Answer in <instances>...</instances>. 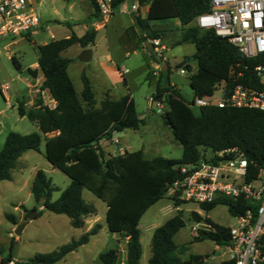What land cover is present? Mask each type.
<instances>
[{
	"label": "trees",
	"instance_id": "trees-1",
	"mask_svg": "<svg viewBox=\"0 0 264 264\" xmlns=\"http://www.w3.org/2000/svg\"><path fill=\"white\" fill-rule=\"evenodd\" d=\"M90 1L94 9L92 15L101 20L97 0ZM123 1L112 0L111 5L116 8ZM208 9L209 0H150L145 17L134 14L135 23L142 30L141 40L163 37V32L151 27V20L178 19L182 30L177 42H191L195 46L194 52L184 56L178 63V66L185 65L188 70H191L190 61L195 63V70L189 72V85L194 96L211 94L216 82L222 79L231 86V65L238 63L240 67L247 66L239 79L246 82L249 76L252 77V66L264 62V54L245 57L227 38L216 34L214 30L189 24L195 15ZM95 36L96 29L89 25L80 36L72 32L69 36L36 45L38 69L43 75L40 88H47L56 104L49 107L43 103L40 95H37L31 106H26L23 99L17 101V113L34 122L39 131L7 133L0 149V181L11 178L15 161L24 151L39 149L43 136L45 158L66 174L70 182L52 200V192L58 187L44 170L37 169L30 186L34 200L41 206L37 215L47 209L65 214L71 226L82 227L85 217L96 212L93 204L83 198L82 190L86 188L105 202L108 230L127 237L124 264H139L142 252L140 218L146 208L167 194L172 182L183 175L181 165L196 164L207 150L236 147L243 151L248 160V179L264 169V112L248 107L191 106L179 89L169 82L170 70L166 63L159 75L165 80L158 79L154 97L161 95L160 101L165 104L164 111L160 112L162 120L182 145L181 157L145 158L141 148L106 155L99 141L125 128L138 129L143 118L139 117L135 101L129 93L116 99L105 94L97 106L89 79L84 73L81 75L80 95L76 92L67 73L71 59L63 57L61 51L74 43L81 46L93 44ZM11 61L17 69L20 68L15 57H11ZM27 71L32 75L36 73V69L27 68ZM251 79L258 85L254 78ZM47 133L53 134L48 136ZM169 198L176 207L181 202ZM217 203H225L232 214L243 212L248 207L241 198L233 200L222 196L212 202L201 203L200 207L209 210ZM191 214L194 219H204L214 228V232L201 231L206 233L205 237L211 238L217 245L228 242V226L214 222L207 216L202 217L194 210ZM5 216L13 224L18 223L13 214L7 213ZM183 225V216L177 212L153 229L148 264H206L204 257L207 255L180 256L184 247L177 245L173 236ZM98 228L99 224L95 223L77 239L51 252L38 253L34 258L59 260L78 245L87 242ZM194 238L201 239L204 236L200 234ZM98 256L104 264H117L119 261L118 248L106 249ZM215 264H234V259L225 258Z\"/></svg>",
	"mask_w": 264,
	"mask_h": 264
},
{
	"label": "rangeland",
	"instance_id": "rangeland-1",
	"mask_svg": "<svg viewBox=\"0 0 264 264\" xmlns=\"http://www.w3.org/2000/svg\"><path fill=\"white\" fill-rule=\"evenodd\" d=\"M71 1L73 0H40V3L34 6L33 10L40 19L51 18V13L49 14L48 11H50V4L54 3L62 18L72 22L73 20L70 18L72 16L71 12H75L73 15L82 16L83 8L79 6L70 10L69 4ZM123 8L124 6H118L106 28H101L98 31L95 37L94 57L105 53L109 49L112 56L118 60V63H123L129 69V73L126 74L128 87L134 97L137 112L143 118V122L138 129L125 128L121 131H116L114 136L120 139L119 145L128 150L142 148L145 158L155 156L180 158L182 145L174 138L170 128L163 123L161 113L157 111L158 106L154 94L156 93L158 79L165 80L164 77L159 76L160 69L163 68L160 62L167 61L170 70L169 82L179 89L186 100L190 101L192 99L194 93L189 85L190 73L180 74L178 63L184 56H190L194 52L195 46L191 42H177L182 30L178 19H153L150 21L151 27L163 32L160 42L164 48L160 53L162 57L159 59V54H156V50H150L145 45V41H150L151 38L148 37L145 40H141L142 30L136 23L132 25V28H135L138 33L137 45L129 38L131 36L130 31H127V33L123 32V28L129 26L130 20H132L131 15L119 12L123 11ZM54 16L59 17L57 15ZM141 16L145 17L144 11ZM192 23L193 21L191 20L189 24ZM52 28L56 38L63 37L69 31L66 23L54 24ZM13 37H19V35ZM19 43L20 51H16L15 54L22 64H27L34 58L33 46L26 39H21ZM11 49H14V46H11ZM79 52L80 46L78 44H74L61 52L63 56L72 58L71 60L75 61V64H72L70 68L71 76L77 89L81 86L77 68L86 64V62H80L77 59ZM190 62L194 66L193 61ZM155 63H159V65L153 70ZM5 64L13 67L11 60L6 58L5 51L0 44V110L4 107L2 94L7 90L11 91L16 84L14 78L12 79L7 74ZM153 71L156 72L155 75H152ZM5 84H8L9 89L2 88ZM95 92L96 98H101V94L97 89H95ZM114 93H117L116 89ZM215 94L218 95L219 92L216 91ZM162 104L164 103L162 102ZM20 117L15 110L9 107L0 111V149L5 136L10 131L23 134L39 131L34 122L26 117ZM110 143L112 141H109L106 145L108 146ZM116 145L113 143L109 147L113 149ZM119 148L112 151L108 150L109 152L103 150L108 155L119 152ZM37 169L44 170L52 183L58 187L57 190L52 192V200L56 199L60 191L70 182L66 174L53 167L45 158L43 136L38 150L28 149L17 158L11 171V178L0 181V251L4 255L31 259L38 253L51 252L60 245L72 239H77L86 231L85 226H71L69 218L65 214L43 209L37 215L39 205L30 192L31 182ZM82 195L85 201L95 207L98 216L96 222L99 224V228L95 234L90 235L87 242L78 245L61 259L56 260L59 264H104L99 259V253L109 248H118V241H120L121 235L107 228L105 202L86 188H83ZM169 197V194H165L149 205L140 218L139 229L142 252L139 264H148V258L151 255L150 243L153 229L177 212H181L184 225L174 234L173 240L177 245L184 247L180 254L182 258H187L190 254L207 255L204 257L206 264H212L219 259L226 258L225 254H223L225 253L224 247L217 245L211 238H194L191 227L194 225L198 226V222L206 221L204 219L199 221L194 219L191 212L193 210L197 211L202 217L207 216L214 222L229 226L232 223V217L227 205L225 203H217L211 209L204 210L200 207V204L194 201H181L176 207L173 200ZM32 209L36 211L32 218H28V215L32 214ZM7 213L13 214L18 219V223L13 224L8 220L5 216ZM23 219H26V223L19 233H15L17 225ZM11 243L13 244L12 248H10ZM120 262L121 259H119L117 264H120Z\"/></svg>",
	"mask_w": 264,
	"mask_h": 264
},
{
	"label": "built area",
	"instance_id": "built-area-1",
	"mask_svg": "<svg viewBox=\"0 0 264 264\" xmlns=\"http://www.w3.org/2000/svg\"><path fill=\"white\" fill-rule=\"evenodd\" d=\"M150 0H124L118 6L123 11L139 15L140 9ZM101 22H105L116 10L112 0H97ZM201 29H212L216 34L227 38L235 45L241 55L251 58L264 54V0H209V9L198 13L192 19ZM40 23L30 0H0V38L22 35ZM151 43L156 54L164 46L159 38ZM157 68V67H156ZM238 63L230 66L229 76L233 82L228 86L222 79L215 84L209 95L194 96L191 106L216 105L218 107H248L264 112V62L252 66L251 76L246 82L239 79L243 69ZM191 72L185 65L179 73ZM156 72L153 71V74ZM254 78L258 85H255ZM2 88L7 89L5 84ZM219 94L216 95L215 92ZM157 111H164V104L157 101ZM106 139V138H104ZM101 145V140L99 141ZM122 153V152H121ZM183 175L172 182L167 194L181 201L209 203L222 196L233 200H244L248 207L243 212L230 213L232 223L228 226L229 240L220 244L224 247L226 258H233L234 264H264V169L247 178L248 160L242 150L232 147L209 150L196 164L180 166ZM192 226L194 237L212 231L206 222ZM0 264H59L57 261L21 259L4 255L0 251Z\"/></svg>",
	"mask_w": 264,
	"mask_h": 264
},
{
	"label": "crops",
	"instance_id": "crops-1",
	"mask_svg": "<svg viewBox=\"0 0 264 264\" xmlns=\"http://www.w3.org/2000/svg\"><path fill=\"white\" fill-rule=\"evenodd\" d=\"M30 1L32 3L33 7L36 6L38 3H40V0H30ZM50 5H51L49 8L50 11H48V12H49V14L51 13L50 14L51 18L50 17L44 18V19L39 18L40 23L36 28L20 35L19 37L6 36V37H1V39H0V44H1V47L5 51L6 58L11 60V57H15L16 60L18 61L19 65H20V68L17 69L13 65V63H12L13 67H10L8 64L7 65L5 64V70H6L7 74L10 75L12 79L14 78V81L16 82V84H15V87L11 91L7 90L5 93L2 94L4 97V101H3L4 107L0 111L9 107V108L15 110L17 113L16 104H17L18 100L23 99L25 101L26 106H31V105H33L37 95L41 96L44 104L48 105L49 107L55 106L56 102L53 99L52 95L50 94L49 90L47 88H44V89L40 88V84L42 82L43 75H42L41 71L38 69V62H37L38 49L36 47L37 44H43V43L48 42L51 39H56V37L54 36V34L52 32V29H53L52 27L54 26V24L66 23V25H68L69 31L63 37L69 36L72 32H74L80 36L86 31V29L88 28L89 25L94 26V28L96 29V35H97L98 31L101 28H106L107 24L111 21V18L113 17V15H111L105 22H101V20L95 19L94 16L92 15L94 9H93V6H92L90 0H87V1L86 0H73L69 4L70 10H72L73 7L77 8V7L81 6L83 8V15L82 16H76V14L73 15V13H75V12L70 11L72 13V16H70V18L73 21L69 22L68 20H66V18H62L60 11L57 9V7L54 3H51ZM117 8H118V6L116 7V9ZM143 11H144V16H145L146 12H147V5L143 6L140 9V13H139L140 16H141ZM114 12H116V10ZM119 12L129 14L132 16V20H130L129 26L123 28L124 29L123 32L127 33V31H130L131 36H129V38H131L134 41V44L137 45L138 33H137L135 28H132V25L135 24L134 14L128 13L126 11H119ZM54 15H57L59 17H56ZM104 36L106 37L105 34H104ZM28 38H30L31 40H28ZM21 39L28 40L33 46L34 58L32 60H30L27 64H22L15 54L16 51H20L19 41ZM74 44H78L80 46L79 54L81 53L82 49H84V48H90L91 49V58L88 61H80L77 58L80 62H86L85 65L79 66L77 68L78 77L81 81V86L79 89H77L75 87L72 76H71L70 66L72 64H75L74 63L75 61L70 60V62L67 65V73L70 76L72 83H73L75 90L78 93V95H80L81 88H82L81 75H82V73H84L89 79V82H90L91 88L93 90L94 98H95L97 106L99 105L100 101L103 99L105 94H107L111 99H116V98H118L124 94H127V93H129L132 96V94L129 90V87H128V78L126 76V74L129 73V69L127 67H125L123 63L119 64L118 60H116L112 56L109 49H107L105 53L98 54V55H96V57H94L95 46H96L95 39H94L93 44H89L86 46H81L79 43H74ZM74 44H72V45H74ZM11 46H14L15 50L11 49ZM133 52H135V50H133ZM79 54H78V56H79ZM126 54H127V52H126ZM63 57H65V56H63ZM67 58H69V57H67ZM70 59H72V58H70ZM159 59H160V57H159ZM166 63H167V61H162V62H160V65L162 67L163 66L166 67ZM157 65H159V63H155V65L153 66L154 67L153 70L156 68ZM27 68L36 69L35 75L30 74L27 71ZM194 70H195V63H194V66L191 65L190 71H194ZM152 75H155V74L152 73ZM8 89H9V87H8ZM95 89H97L100 92L101 98H99V99L96 98ZM115 89L117 90L116 94L114 93ZM132 98L134 99L133 96H132ZM164 106H165V104H164ZM21 117H26V116H21ZM114 133L115 132H113L110 139H104V138L101 139L102 148L106 151H108V150L112 151V150H115L116 148L120 147L119 152H117V153H121L124 150H128L125 147H123L122 145H119L120 139L118 137H115ZM52 134L53 133H47L48 136H50ZM109 141H112V143H110V144L114 143L115 145L116 144L117 145L113 149H110V147H109L110 144L108 146L106 145V143H108ZM39 208H41V206H39ZM97 219H98L97 212H95L94 214L86 216L84 219V225H83V226H85V230L86 231L89 230L93 224L97 223L96 222ZM105 222H106V220H105ZM120 238H121L120 241H118L119 259H121L120 264H124L125 257H126L125 242H126L127 237L121 236ZM222 259H225V258H222ZM222 259H219L217 262H219ZM217 262H215V263H217ZM215 263H212V264H215Z\"/></svg>",
	"mask_w": 264,
	"mask_h": 264
},
{
	"label": "water",
	"instance_id": "water-1",
	"mask_svg": "<svg viewBox=\"0 0 264 264\" xmlns=\"http://www.w3.org/2000/svg\"><path fill=\"white\" fill-rule=\"evenodd\" d=\"M145 45L148 49L150 50H153V45L151 43V41H148L146 40L145 41ZM91 58V49L90 48H84L82 49L81 53L79 54L78 56V59L80 61H88L89 59ZM165 67V66H163ZM155 100L156 101H160L161 100V95H158L155 97ZM32 214L30 213L28 215V218H32L33 217V214L35 213V209H32ZM26 223V219H23L18 225H17V228L15 229V233H19L20 229L23 227V225ZM202 236H206V233H202ZM233 239H230L229 241L231 242Z\"/></svg>",
	"mask_w": 264,
	"mask_h": 264
}]
</instances>
